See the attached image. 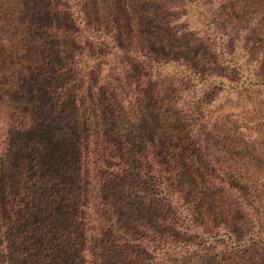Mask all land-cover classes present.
<instances>
[{"label":"trees","instance_id":"obj_1","mask_svg":"<svg viewBox=\"0 0 264 264\" xmlns=\"http://www.w3.org/2000/svg\"><path fill=\"white\" fill-rule=\"evenodd\" d=\"M246 149L264 0H0V264H264Z\"/></svg>","mask_w":264,"mask_h":264},{"label":"rangeland","instance_id":"obj_2","mask_svg":"<svg viewBox=\"0 0 264 264\" xmlns=\"http://www.w3.org/2000/svg\"><path fill=\"white\" fill-rule=\"evenodd\" d=\"M97 2V0H95ZM172 27V26H171ZM179 29V25H176V27H173V30H171V32L173 33L174 30H178ZM166 35H168V39L170 40V43H175L177 42V47L180 45V44H189V45H197V47L194 48L193 52H192V56L191 57H194L197 55V58L198 56L202 59H204L202 56H205V57H209V59H213V55L211 53V50L207 49L206 48V44L205 43H202L204 45H200V39L195 37V35H187L185 37H181V39H177L174 36H172L170 34V32L165 29V32ZM254 42H252V45H253ZM208 66V65H207ZM246 156L247 158H250L251 160H253L255 163V166L257 167V171H258V184H259V187L261 190H264V157L262 156H257L254 154V152H250L249 149H246L243 153H241L240 157H244Z\"/></svg>","mask_w":264,"mask_h":264}]
</instances>
